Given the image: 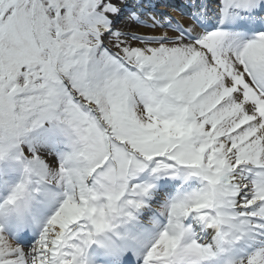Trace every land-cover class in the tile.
<instances>
[{
    "label": "snow or ice",
    "instance_id": "1",
    "mask_svg": "<svg viewBox=\"0 0 264 264\" xmlns=\"http://www.w3.org/2000/svg\"><path fill=\"white\" fill-rule=\"evenodd\" d=\"M157 6L0 0V264H264V0Z\"/></svg>",
    "mask_w": 264,
    "mask_h": 264
},
{
    "label": "bare ground",
    "instance_id": "2",
    "mask_svg": "<svg viewBox=\"0 0 264 264\" xmlns=\"http://www.w3.org/2000/svg\"><path fill=\"white\" fill-rule=\"evenodd\" d=\"M171 17L177 18V16H175V13H171Z\"/></svg>",
    "mask_w": 264,
    "mask_h": 264
}]
</instances>
